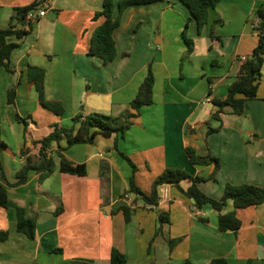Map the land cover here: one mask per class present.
<instances>
[{"label": "crops", "instance_id": "crops-1", "mask_svg": "<svg viewBox=\"0 0 264 264\" xmlns=\"http://www.w3.org/2000/svg\"><path fill=\"white\" fill-rule=\"evenodd\" d=\"M36 1L45 16L27 19L26 36L6 38L18 45L11 54L13 72L0 67V184L36 218L35 238L18 231L14 207L0 206V233H8L0 241V264H111L113 249L125 254L127 264H212L216 258L264 264V203L237 210L242 221L237 232L220 231V213L210 204L197 208L176 186L160 188L158 205L130 193L132 168L120 154L137 165V185L146 194L167 168L204 177L214 172L216 162L193 164L187 147L219 159L216 178L200 184L206 194L221 198L228 183L264 186V67L258 95L247 102L244 114L227 107L219 119L213 117L218 111L213 99L227 96L241 57H249L258 45L253 21L264 0H221L209 10L201 31L181 0L132 6L114 32L117 55L108 65L90 54L93 33L104 21L94 16L104 0H0V29L16 23L17 8ZM187 24L194 42L190 55L183 39ZM150 64L154 103L133 118L117 148L115 135H97L92 143L62 152L74 164H85L87 175L61 172L54 146V172L43 180L31 172L26 183H17L27 157L38 161L40 141L55 125L71 127L78 114L132 111L130 103ZM31 66L45 70L46 98L63 103V116L39 103L29 80ZM13 87L17 96L11 105L8 91ZM102 162L108 163L107 178L101 175ZM191 184L190 179L180 182L183 189ZM123 206L134 210L129 222ZM59 207L63 210L57 215ZM233 210L229 201L222 213ZM162 214L168 219L162 221Z\"/></svg>", "mask_w": 264, "mask_h": 264}, {"label": "trees", "instance_id": "trees-1", "mask_svg": "<svg viewBox=\"0 0 264 264\" xmlns=\"http://www.w3.org/2000/svg\"><path fill=\"white\" fill-rule=\"evenodd\" d=\"M162 0H120L118 4L114 0H104L103 9L97 12L94 19L103 18V23L96 28L93 33L92 45L90 54L103 59L104 64L111 63L117 55L116 42L114 39V32L121 24L122 15L128 8L132 6L150 4ZM188 6L193 18L198 24L201 31L208 23L209 10L215 8L221 0H181ZM40 5V1H36L26 7L17 8L12 17V21L16 22L10 27L0 29V67L3 66L9 72L11 69V54L15 48L18 47L15 43H7L8 36L16 35L19 38L26 36L29 30L25 28L27 23L28 13L36 9ZM116 8L118 14L116 15ZM258 18H260V26L254 31L258 34L259 42L252 54L242 61L240 73L237 78L230 84L228 93L225 98H215L213 103L218 107V111L214 113L213 117L219 119L225 109L229 107L232 113L242 115L246 111L247 102L254 99L258 95L260 78L264 67V9L258 10ZM21 26V28H16ZM189 25L187 24L183 31V39L186 42L188 49L186 54L190 55L194 49V42L188 35ZM212 37L213 33L211 34ZM46 72L43 68L31 66L29 68V80L35 85L39 95V103L49 111L58 116L65 114V107L61 101H52L46 98L45 92ZM154 84L155 75L152 64L148 67L147 75L141 84L136 97L131 101L130 108L122 113L120 116L106 115L102 113H90L88 115L78 114L74 117V125L65 127L55 125L53 131L43 138L41 142V149L38 154V161L32 157H27L26 163L21 167L17 173L18 184H24L28 181L31 172L40 174V179L43 180L56 169L55 157L52 155L56 146L55 156L59 158V170L63 173L85 176L88 173L85 164H74L66 158L62 153L65 148L78 145L92 143L97 135L105 137H112L115 135V144L117 148V139L125 137L128 130L133 125V118H136L143 107L152 105L154 103ZM17 96L16 87L8 91V103L15 104ZM17 120L27 124V119L17 115ZM65 140L66 147L62 146V141ZM124 159L128 161L132 168L130 177V193L136 194L139 198L147 204L158 205L160 198V188L164 185H173L180 189L186 196L194 201L197 208H202L204 205L210 204L220 214L218 216V228L220 231L237 232L242 227V221L237 215L238 209H245L251 206H257L264 203V186L255 184H241L235 185L228 183L225 187L224 194L221 198H214L206 194L200 187L202 182L210 179H215L216 174L220 169L219 159L216 157H202L197 153V150L192 147L186 148V154L193 164L205 165L210 162H216V169L208 176H193L187 171L179 168H167L157 177L153 183L152 192L146 194L137 185L136 173L138 171L137 165L133 160L124 153H120ZM102 177H108V163H101ZM184 179H190L192 184L183 189L180 182ZM232 201L234 210L228 213H222ZM0 206L5 208L14 207L17 211L18 223L17 229L24 233L29 239L35 238L36 218L28 216L26 209L17 206L8 195L7 189L0 184ZM63 208L59 207L56 214H60ZM126 221L131 220L134 210L128 206L121 207ZM168 218L161 215V220L165 221ZM8 237V233H0V241H4ZM111 264H127V259L124 253L118 249H113L111 252ZM212 264H230L225 258H216Z\"/></svg>", "mask_w": 264, "mask_h": 264}, {"label": "built area", "instance_id": "built-area-1", "mask_svg": "<svg viewBox=\"0 0 264 264\" xmlns=\"http://www.w3.org/2000/svg\"><path fill=\"white\" fill-rule=\"evenodd\" d=\"M37 13H38V16H39V17H43V16H45L46 11H45L44 9H33V10H31V11L28 13V15H27V19H33L34 16H35ZM260 23H261L260 18L257 17V18L253 21V28L255 29V28L259 27V26H260ZM246 59H247V56H243V57H241V61H245ZM167 197H168V195H167V191H166V190H163L162 198H163V199H166Z\"/></svg>", "mask_w": 264, "mask_h": 264}]
</instances>
